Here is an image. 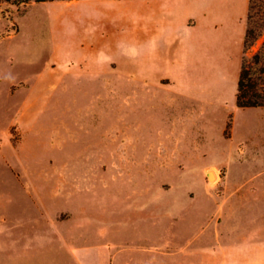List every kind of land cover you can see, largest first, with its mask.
Wrapping results in <instances>:
<instances>
[{"label":"rangeland","instance_id":"1","mask_svg":"<svg viewBox=\"0 0 264 264\" xmlns=\"http://www.w3.org/2000/svg\"><path fill=\"white\" fill-rule=\"evenodd\" d=\"M139 1L0 0V264H110L121 248L151 249L171 225L189 226L190 241L217 221L241 247L264 253V106L237 107L240 74L230 70L229 53L242 36L253 78L262 41L245 52L250 0H171L179 27L205 14L207 31L196 37L214 48L224 38L219 71L205 70L217 52L207 57L204 48L201 77L187 84L200 101L111 70L122 55L136 62V52L76 45L102 27L97 12ZM261 67L254 77L264 95ZM175 126L184 127L171 148ZM205 244L194 249L213 250ZM138 261L173 263L148 250L113 264ZM227 262L264 264V257Z\"/></svg>","mask_w":264,"mask_h":264},{"label":"crops","instance_id":"2","mask_svg":"<svg viewBox=\"0 0 264 264\" xmlns=\"http://www.w3.org/2000/svg\"><path fill=\"white\" fill-rule=\"evenodd\" d=\"M165 1L143 0L136 5L127 4L124 10L113 6L110 10L97 12L102 27H100V30L93 31L90 36L80 39L79 43L76 40V45L81 50L95 53L136 52V62L122 55L120 59L112 60L115 69L111 68V70L122 77L141 83L166 82L168 87L173 89L180 98L200 101L202 100L200 95L193 92L187 84L201 77L202 65L200 59L204 48L207 57L217 52V56L216 54L213 55L212 65L210 66L207 63L209 66H205V70L219 71L220 50L222 51V57H224V51H226L224 38L222 44L218 39L215 48L203 44L201 38L196 36L207 28L202 25L206 20L204 18H207L205 14H203L204 17H194L192 15L193 20L185 18L181 21L179 27L178 18L171 11L172 1ZM118 27L125 28L124 30L127 31L123 32L122 30L120 32ZM241 45L242 36L238 45L234 42L232 46H229V53L233 58V66L230 70H233L237 76H239L242 66ZM110 62L107 64L109 65ZM101 72L104 71L93 70L95 74ZM105 72H109V69ZM177 81H181L182 85H177ZM183 127L175 126L171 128L173 132L170 136L171 148L175 147L177 142L180 141L177 134L183 132ZM178 152L175 155H178ZM180 156L177 162L182 163L183 155L180 154ZM161 158L157 156L156 160L162 162ZM225 224V221H217L215 226L209 222L201 228L197 240L191 239L188 241L189 226L176 223L171 225L170 232H167L170 233V236L157 237L151 249L144 247L136 249L121 248L111 255L110 264H113V261L121 254H144L148 253V250L163 258L172 259V264H194L195 257L201 259L202 264H228L227 261L237 259L255 261L258 256L264 257V253L256 254L252 246L241 247V242H243L241 238L235 235L236 232L231 233V231H228ZM200 241L206 243L205 245L209 247H213V250L205 253L200 249H194V244ZM131 257L134 259L133 256ZM138 264H140L139 261Z\"/></svg>","mask_w":264,"mask_h":264},{"label":"trees","instance_id":"3","mask_svg":"<svg viewBox=\"0 0 264 264\" xmlns=\"http://www.w3.org/2000/svg\"><path fill=\"white\" fill-rule=\"evenodd\" d=\"M15 5H27L31 2L47 3L54 1L75 0H4ZM262 41L258 52L253 55V78L252 68L248 61H242L241 72L238 80L237 107L259 108L264 106V95L258 92V84L254 77L256 67L262 65L260 72H264V0H250L247 15V28L243 40L245 52Z\"/></svg>","mask_w":264,"mask_h":264},{"label":"water","instance_id":"4","mask_svg":"<svg viewBox=\"0 0 264 264\" xmlns=\"http://www.w3.org/2000/svg\"><path fill=\"white\" fill-rule=\"evenodd\" d=\"M207 177H208L209 180L214 179L213 173H208Z\"/></svg>","mask_w":264,"mask_h":264},{"label":"bare ground","instance_id":"5","mask_svg":"<svg viewBox=\"0 0 264 264\" xmlns=\"http://www.w3.org/2000/svg\"><path fill=\"white\" fill-rule=\"evenodd\" d=\"M214 178L216 179V175L213 173Z\"/></svg>","mask_w":264,"mask_h":264}]
</instances>
